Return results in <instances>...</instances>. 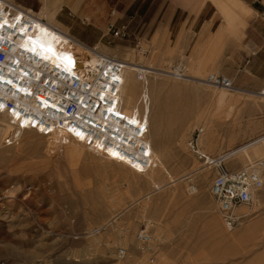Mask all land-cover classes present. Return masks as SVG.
<instances>
[{
	"label": "rangeland",
	"instance_id": "374dc122",
	"mask_svg": "<svg viewBox=\"0 0 264 264\" xmlns=\"http://www.w3.org/2000/svg\"><path fill=\"white\" fill-rule=\"evenodd\" d=\"M14 1L34 12L42 8L39 0ZM181 1L168 0L169 9L195 15L206 2L214 6L212 33L211 22L200 33L183 25L178 33L161 28L139 34L142 24L136 31L124 24L129 36L112 39L109 18L97 19L83 6L61 7L56 20L64 29L59 30L116 60L151 62L170 71L182 64L186 77H202L204 84L207 75L219 74L232 80L233 88L261 92L264 55L254 56L244 40L247 22L241 5L249 7L223 0L219 14L210 0ZM100 9L92 13L100 14ZM218 28L222 35L214 40ZM150 80L149 138L161 133L165 168L173 178H190L170 188H162V180L155 190L145 176L120 168L118 177L85 148L80 156L74 147L52 148L34 131L23 132L14 146L5 147L0 140V264H264V186L259 193L263 208L238 207L240 224L227 232L210 194L216 171L187 147L200 129L205 140L198 147L211 157L260 138L264 101L163 77L156 79L162 85L158 91ZM225 167L242 166L235 159ZM144 228L152 236L151 251L140 250L135 240ZM119 249L126 251L123 259L117 256Z\"/></svg>",
	"mask_w": 264,
	"mask_h": 264
},
{
	"label": "built area",
	"instance_id": "2783aa9c",
	"mask_svg": "<svg viewBox=\"0 0 264 264\" xmlns=\"http://www.w3.org/2000/svg\"><path fill=\"white\" fill-rule=\"evenodd\" d=\"M37 21L28 12L20 10L13 13L7 5L0 9V114H5L17 130H32L41 136L56 134L62 142L79 140L87 148L122 161L109 153L114 147L129 161L131 169L139 171L137 164L143 171L141 173L147 171L150 167L148 154L144 151L143 159H137L143 147L134 139L143 137L146 126L142 124L132 135L122 132L126 130V122L121 114L119 96L124 64L106 55H101L94 65L83 64L82 55L76 51L72 38L62 33V41L57 43L53 53L59 66L44 60V53H40L43 50L40 49L30 50L21 46L13 54L18 41L26 43L32 35H36ZM85 21L84 18L80 20L82 24ZM107 31L112 39L129 36L126 25L116 27L114 22L108 24ZM30 47L33 48L32 43ZM173 69L176 79L186 77L184 65ZM137 79L146 85L142 73H137ZM204 82L216 88H233L232 80L219 74L207 75ZM140 103L149 104L147 95L142 96ZM115 121L123 123L114 130L113 136L106 135L108 123ZM260 138H264V134ZM196 139L188 141L187 147L205 167L216 171L210 194L223 228L233 232L240 220L234 214V208L251 205L264 186V158L228 169L225 165L235 161V149L217 157L206 156L199 153ZM1 141L5 147L18 143L14 136ZM135 240L140 250L151 251L152 236L148 231H138ZM125 255L124 249L117 251L119 259Z\"/></svg>",
	"mask_w": 264,
	"mask_h": 264
},
{
	"label": "bare ground",
	"instance_id": "6f19581e",
	"mask_svg": "<svg viewBox=\"0 0 264 264\" xmlns=\"http://www.w3.org/2000/svg\"><path fill=\"white\" fill-rule=\"evenodd\" d=\"M6 5L10 7V11H12L13 13H18L20 10H22L24 12H28V14H31L38 20L36 24V30H37L36 35H32V37L30 38L31 40L27 41L26 43H24L23 41H18L16 46L13 49V54H15L18 48H20L21 46L28 48L30 50L40 49V50H43V52H40V53H44V57H42L44 60L49 61L50 64L53 66L54 65L59 66L60 63L57 62V60L53 57V53H55V50H56L55 46L57 45V43L60 40L62 41L61 35L66 34V33L59 30V29H62V30L64 29L60 27V24L56 20L58 9L52 7L50 3L48 2V0H43V6L39 12H34L30 9L19 7L18 5L14 3L13 0H0V9ZM72 42L75 44L76 51L79 54L83 53L82 54L83 57H87L86 59L82 58L83 64L94 65L95 63H97L98 58L102 55L97 51V47L87 48L86 46H84L78 40L74 38H72ZM31 43L33 44V48L30 47ZM122 63L124 64L125 68H124V73L122 76L123 85L120 89L119 99L121 101V114H123V120H125L126 122V125L124 127V129L126 130H123L122 132L125 133L126 135H132L135 133L136 129L141 127L142 124L146 126V130H145L146 132L145 134H143V137L141 139H136V138L134 139H135L136 144L140 145V147H143L140 153L137 154V159L139 161L143 159L144 156L142 155V153L144 151L148 154L147 161H149L150 167L147 171H145L144 173H141L143 171L140 169V166L137 164H136V169H138L140 172L131 169L129 165L130 164L129 161H127L125 157L122 156L118 152V150H115L114 147L109 151V153L113 157L120 158L122 161L114 160L108 156H104L102 153H99L98 151H95V149L87 148L79 140H69L67 142L66 141L62 142L61 138L58 137V135L56 134H52L50 136H43V137L48 139L47 142L50 147L59 148V149L60 148L65 149L67 147H74L75 148L74 152L78 153V155L79 154L82 155V148H85L87 152H91L94 156L96 155L97 157L103 158L104 162H106V164L109 167L110 166L113 167V173L115 175H118V177L123 175L120 168H127L130 172H132L135 175L145 176L153 184V188H155V190H158V186L156 185V183L157 182L160 183V181L162 180L166 181V184L163 183L164 185H162V188L164 187L170 188L174 186L175 184H177L178 182L181 183V181L183 182L184 180L189 179L190 177L188 178L186 177L182 179V176L181 178H173L169 174L167 169L165 168L164 163H163L165 156H164L163 151L161 150V146H162V140H161L162 138L160 136L161 133L156 134V137H154L153 141L151 140V138H149V135H148L149 119H150L149 118L150 117V109H149L150 100H149V104H145V105H142L140 103V100L142 96H146V95H147V98L149 99L148 94H149V89H151V86H149V79H152L153 81L152 86L153 87L155 86L158 89V91H160L162 88V85L157 83L156 81V79L159 77L171 78L177 81L188 82V83H192L198 86L206 85L202 83L203 78L202 77L199 78L198 76H195V77L193 76V77H184L181 79H176L173 75V72H174L173 68H172L173 70L171 71L168 69H160V68L155 67L156 65L154 66V64L151 62L145 63L143 65H134L129 62H122ZM178 65H182V64H178ZM137 73H142V76L144 77L146 85L144 84V81L141 82L137 79ZM222 90L231 92V93L246 94V95L255 97V99L257 98L259 100L264 101V94H263L264 89H262L261 92L259 93H253V94L249 92L248 93L244 92L236 88H232L229 90H226V89H222ZM138 92L139 94L141 93V98H139V100H138ZM224 96H225L224 93H220V99H222ZM122 123L123 122H121V124ZM121 124H119V122L117 121L108 123L109 130L106 132V135L113 136L114 130L117 129V127H119ZM28 131H32V130L20 131V130L15 129L10 124L7 116L5 114H0V140L5 139L6 137H9V136H12V137L14 136L16 137L17 140H20V136L22 135V133L28 132ZM203 140H205V136L203 135V129L202 130L200 129L197 135L196 143L199 142L201 144L203 143ZM197 148H198L199 153H203L199 149L198 143H197ZM234 151H235L234 157L236 160L240 162L241 166H246L247 164H251L256 160L263 159L264 158V138H259L258 140L251 142L247 145H244ZM205 155L208 156L207 154ZM116 165L118 166L115 167ZM129 185L130 187L131 186L138 187L137 183H132ZM261 190L257 193L256 199L254 200V202L251 205H249V206H252L250 208H254L255 206L259 208L260 207L263 208V201L261 200L263 196L262 195H261L262 197L259 196V193H261ZM146 199L147 197L144 200ZM237 208L238 207L234 208L233 212L237 218H241L238 215ZM145 229L146 228H144V230Z\"/></svg>",
	"mask_w": 264,
	"mask_h": 264
},
{
	"label": "crops",
	"instance_id": "0c3cea01",
	"mask_svg": "<svg viewBox=\"0 0 264 264\" xmlns=\"http://www.w3.org/2000/svg\"><path fill=\"white\" fill-rule=\"evenodd\" d=\"M39 1L42 7L43 0ZM210 1L216 4L219 14H221L223 0ZM232 1L238 4L242 2L251 9L241 5L245 11V13L241 14L244 15L243 18L245 22H247V26L244 30V40L247 42L246 44L252 50L254 56L264 55V0H240L241 2L238 0H231L230 2ZM48 2L50 5L53 3L51 6L58 9L57 13H59L61 7H67L70 10L73 6L91 8V11L86 10V12H90L91 15L97 17V19L109 18L108 24L113 22L118 23L117 27L128 24L133 31L142 24V27L139 29V34H144L146 32L151 34L161 28H167L169 33H172V31L178 33L183 25L186 28L190 26L191 31L200 33L204 26L210 22L211 24L208 27V31L212 33L211 30L217 23V20H215L217 16L214 17V6L210 2L204 3L195 15H189L188 12L180 10L178 7L173 10L169 9L171 3H169L168 0H48ZM181 2L185 5L190 4L187 3L186 0H182ZM18 6L22 7L20 5ZM93 8H101L99 11L100 14H93ZM110 11L112 12L111 15L109 13ZM236 13L237 10L235 9L232 15ZM253 13L255 16L251 19ZM114 17L115 20L113 21ZM130 17L132 22L129 21ZM121 18H124V20H121ZM243 18L242 21H244ZM85 20L87 19L85 18ZM205 29L206 27L204 31H206ZM221 35L220 28H218L212 39H219ZM205 37L207 36L205 35ZM254 61L255 59H252V62Z\"/></svg>",
	"mask_w": 264,
	"mask_h": 264
}]
</instances>
